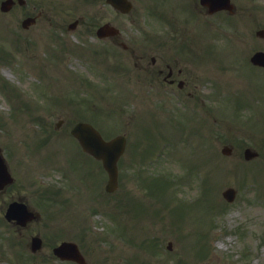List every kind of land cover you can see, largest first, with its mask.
<instances>
[{
  "label": "rangeland",
  "instance_id": "374dc122",
  "mask_svg": "<svg viewBox=\"0 0 264 264\" xmlns=\"http://www.w3.org/2000/svg\"><path fill=\"white\" fill-rule=\"evenodd\" d=\"M36 1L39 2L36 4V8H33V4L29 6V0L22 6H29V9L34 12L42 9L37 26L33 25L31 28H26V30H31V32L24 31V37L20 29L23 13L19 9L13 10L10 12L11 14H8L9 11L6 12L8 15L0 13V122L2 123L0 127L4 129L3 132L5 134L0 137L5 141L9 138L7 141L9 144L7 154L9 157H13V159H18L24 165L20 169L26 171L35 169L31 173L20 172L19 179L26 183L27 187L25 189L18 187L15 190L26 194L34 203H36L37 198L35 191L37 184H32L30 179L34 180L37 178L40 182L47 183L54 180L60 181L61 176L65 173H68L70 180L74 177L73 174L75 173L69 172L70 162L68 155L70 156L73 153L74 146H77L71 139L69 130L77 117L73 110H77L79 107L84 110V105L78 103L79 100H84L83 94L81 95L83 89L76 91L74 84L66 82L67 79H64L63 76L65 75L63 70L66 73H71L61 64L62 56L70 51V48L63 41L53 44L50 37V34L53 32H51L50 28L54 29L53 31L64 30V28H61L64 21L72 22L77 18L86 20L83 16L84 14L87 15V18H91V27H93V22L94 24L102 23L107 18L106 10H104L101 2L95 5L91 0L92 4L90 2L89 4L93 5V8L91 6L89 8L85 4L82 5L80 1L74 0H55L54 4H50V0ZM51 7L68 16L59 20L57 15H53L55 11ZM76 10L78 11L76 12ZM255 11L261 10L256 8ZM73 13L75 14L69 15ZM242 18L244 17H240V19ZM245 20L246 24H244L243 29L249 34L257 22L251 27L248 22H251L253 19L245 17ZM258 22L264 24L262 18H259ZM40 26L41 28H38ZM88 28L89 26L84 23L79 24L76 29L65 28L64 31L66 33L62 36H68L77 43H99L100 40L92 32L88 36H84ZM28 32H30V37ZM27 38L28 40H24ZM85 38L89 40H85ZM46 39H50V41L48 42ZM42 45L43 47L46 46L44 49L47 48V45H51L52 47L45 51ZM76 51L82 53L83 49L76 46ZM83 56H89L87 50ZM77 57L80 59L75 60L74 67L76 70L89 72L91 65L87 66L83 62H86L87 59L81 55H77ZM233 58L235 61H238L236 56L233 55ZM9 59L16 61L18 66L12 64L11 61H6ZM66 62H68V58ZM83 64L87 67H83ZM16 67H18L19 77H17ZM83 68H86V70L83 71ZM54 69H58L56 71L58 74H52V70ZM6 71L13 74L11 79L8 78V75L5 73ZM37 73L38 75H34ZM256 73L257 71L246 62L242 61V65L238 63L237 69L230 72L233 79L229 81L232 88L238 84L237 88L231 92L229 97H220L218 101L221 105L220 109L225 112L232 110L247 112V107L245 106L261 107L263 104L264 77L258 78L252 76ZM90 77L96 80L97 83L103 84L104 80H101L93 71H90ZM248 77L249 79H247ZM48 78L51 80V83L48 81ZM243 80L244 84L242 85L239 82ZM18 81L19 83L15 85ZM9 82H13L14 85L10 86L12 84ZM225 85L226 82L220 77L217 86L220 88ZM74 90L75 94H73ZM27 94L33 95L29 96ZM219 94L220 92L218 93V97ZM28 97H31L32 100ZM45 98L50 101L41 109ZM89 98L90 105L96 104V102L97 104L87 111V115L93 116L95 120L100 119L97 124L92 121L99 129L100 127L105 128L104 133L106 132V134L126 132L132 141H139L141 148L135 158V162H147L143 163V167L146 171L144 175L148 176V179L151 178L150 180L154 181V179L160 178L157 172L160 175H164V172H167L179 179L180 184H168L166 189L161 188L157 192L158 196L169 201L165 210L159 208L154 211L149 207L147 208L144 204H141L142 206L138 204V208L142 209L141 212L145 213L146 216L149 215L150 217L157 218L160 212L164 214L162 218L165 220L157 224L159 230L157 233H159L160 238L164 239L166 243L172 240V248L161 249L170 258L169 260H165L164 257V263L163 261H159L158 264H168V262L171 264L176 262L181 263L182 257L178 256L180 253H182L188 264H191V260L194 264H264V195L262 194L264 192V167L260 165L263 163L260 160L249 161L248 166L252 172L249 170L250 172L245 173L239 169L237 170L243 160V152L240 153L241 149L251 142L253 136L256 137L264 133L252 131L253 127L247 121L239 122L236 119H232L231 121L234 123H231L228 121L227 115H221L223 116V120H221V123H217L221 126L216 125L217 130L213 129L212 127L216 123L213 117L210 116L209 110L200 106L201 111H189L191 117H184V114L179 112L176 107L180 105H178L174 98V100L170 99L173 106L167 109L169 111L168 116L161 114V117H159L163 122L162 125L166 130L165 132L169 133L168 137L161 136L156 143L149 144L153 143L157 136L161 134L159 132L161 125H159L158 121L153 120L150 122L149 115L147 114L146 118L150 122V125L146 127L143 121H139L137 128L133 119L129 117V114L133 112L131 111V105L127 109L129 113L127 114L126 111L122 119L120 114L123 111L122 102H120V97H117L114 93L110 94L109 97L105 96L104 91L101 90L97 96L90 95ZM135 99L136 106L139 109L145 110L144 112H153L150 108L153 105L151 97L139 96ZM57 102L60 107L59 109L55 107ZM28 107L33 108L28 109ZM196 109L198 108L196 107ZM258 110L261 112L260 109ZM126 115L128 116V121L125 124ZM163 118L167 120H163ZM60 119L64 121L60 126H57L56 123ZM42 120H44V126H47L48 130L51 131L47 143L41 140L46 138L48 136L47 133H49L48 130L44 129L42 123H39ZM171 122H174V126H178V128L182 125V132L185 133L183 135H186L185 140L181 138L182 135L171 136L173 127H167L168 123L170 124ZM206 123L207 126L204 125ZM170 125L173 126V124ZM192 128H201L200 133L197 130L192 132ZM166 138L173 139L171 141L174 143L170 145L169 153L165 152L161 158L160 156L158 157L157 148L159 145L164 144L161 142L165 141ZM262 138L259 139L262 140ZM144 140L147 141L142 145V141ZM227 140L234 141V144L238 147V150H236L238 153L231 157L224 156L221 153V147L229 142ZM44 153H48V155H42ZM153 155L154 157L152 158ZM44 157H49L50 161L54 158L51 168L43 166L45 164ZM261 168L263 169L261 170ZM221 169H224L223 172ZM149 170L156 172L153 173ZM201 176L203 178L206 177L204 182ZM257 180L261 181L263 185ZM133 183L134 181L131 177L126 178L127 192H131L133 188L135 189L136 186ZM256 183L258 185L255 186ZM80 185L82 186L75 179L69 185L68 190L62 195L64 196L62 198L64 204L56 205L57 203H54L55 205H52L47 210L43 208L44 212L41 210L42 216L40 220L27 228L20 230L14 225L7 226L6 223L0 222V236L3 233L6 234L4 240L0 237V248H2V251H0V264H16L15 258L20 251V247H22V241L26 243L31 234L48 235L51 233L50 231L66 230L70 226L67 220L71 222L84 220L85 211L89 204L86 203L82 207V210L77 208L78 200H84L85 198L84 194L81 193L82 190L78 189ZM229 185L239 187V191H241L240 200L233 205L226 204L224 214L211 216L217 211V205L220 204L218 190L221 187L220 191H222ZM199 191V195L205 196L202 202H196L197 196L192 198ZM259 195L261 199H259ZM175 196L188 197L186 199L192 200L188 202L180 201L177 206L178 201L175 202ZM212 217L216 218L213 219ZM95 218L98 219L97 217ZM61 220L65 221L58 223ZM163 223L167 226L168 230L164 229ZM171 224L174 230L176 228L175 232H173L174 234H170ZM136 230L139 231L138 226H136ZM20 234H24L22 240L20 239ZM11 237L14 241L5 240ZM47 241L51 242V239ZM49 245L47 244L45 249H48ZM204 252H206L207 258L203 263H200ZM133 262L132 260V264Z\"/></svg>",
  "mask_w": 264,
  "mask_h": 264
},
{
  "label": "flooded vegetation",
  "instance_id": "af4514ba",
  "mask_svg": "<svg viewBox=\"0 0 264 264\" xmlns=\"http://www.w3.org/2000/svg\"><path fill=\"white\" fill-rule=\"evenodd\" d=\"M199 1L152 0L146 13L151 17L152 24H140L136 22L135 15L130 14V24L118 26L119 30L116 33L105 38L106 48L113 51L114 47H117L127 54V57L120 60V65L125 66L133 62L139 74L138 80L149 82L152 94L164 93L161 87L165 83L174 84L181 75L185 80L190 79L188 74L194 71L196 54L201 55L207 48L206 42L202 39L196 40L186 26L187 22L191 21L198 26L204 22L208 10ZM120 16L122 21L126 19L125 14L121 13ZM183 78H179L183 82L180 80L177 86L185 84ZM11 186L12 184L6 185L0 190V202L6 201L5 194L9 192ZM16 197L21 198L20 195ZM80 248L85 260L89 264H94L90 256L92 251L82 249L81 246ZM39 262V264H80L76 261L64 260L51 253H42Z\"/></svg>",
  "mask_w": 264,
  "mask_h": 264
},
{
  "label": "water",
  "instance_id": "95a60500",
  "mask_svg": "<svg viewBox=\"0 0 264 264\" xmlns=\"http://www.w3.org/2000/svg\"><path fill=\"white\" fill-rule=\"evenodd\" d=\"M73 133L79 138L85 150L103 159L110 173V185H114L117 178V159L123 151L124 139L117 137L111 141H105L96 129L86 123L78 124L73 129Z\"/></svg>",
  "mask_w": 264,
  "mask_h": 264
},
{
  "label": "bare ground",
  "instance_id": "6f19581e",
  "mask_svg": "<svg viewBox=\"0 0 264 264\" xmlns=\"http://www.w3.org/2000/svg\"><path fill=\"white\" fill-rule=\"evenodd\" d=\"M6 74L9 75V76L11 75L10 73H6Z\"/></svg>",
  "mask_w": 264,
  "mask_h": 264
}]
</instances>
